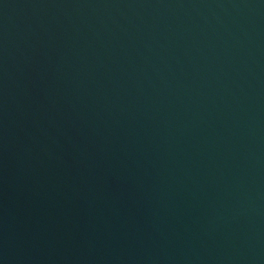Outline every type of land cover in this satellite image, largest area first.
<instances>
[{
  "label": "water",
  "instance_id": "water-1",
  "mask_svg": "<svg viewBox=\"0 0 264 264\" xmlns=\"http://www.w3.org/2000/svg\"><path fill=\"white\" fill-rule=\"evenodd\" d=\"M0 264H264V0H0Z\"/></svg>",
  "mask_w": 264,
  "mask_h": 264
}]
</instances>
